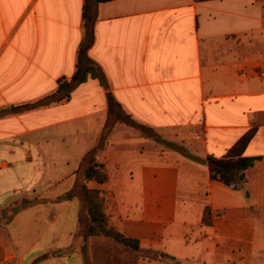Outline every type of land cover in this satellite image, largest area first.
Instances as JSON below:
<instances>
[{
  "label": "crops",
  "instance_id": "crops-1",
  "mask_svg": "<svg viewBox=\"0 0 264 264\" xmlns=\"http://www.w3.org/2000/svg\"><path fill=\"white\" fill-rule=\"evenodd\" d=\"M83 3L0 0V264H84L78 202L57 198L117 108L153 136L115 123L108 180L88 186L112 227L158 253L135 264H264V0L100 3L89 55L109 90L88 78L13 112L66 95ZM208 155L256 160L233 189L211 179ZM35 198L50 201L23 206Z\"/></svg>",
  "mask_w": 264,
  "mask_h": 264
},
{
  "label": "trees",
  "instance_id": "trees-1",
  "mask_svg": "<svg viewBox=\"0 0 264 264\" xmlns=\"http://www.w3.org/2000/svg\"><path fill=\"white\" fill-rule=\"evenodd\" d=\"M108 1L111 0H84L82 11L83 37L77 50L76 69L70 81H60L58 88V92L64 89L66 95L59 97L56 92L36 102L12 107L13 112L46 107L62 100L69 99L71 92L88 78L97 79L104 90H109V82L104 70L89 55V50L93 46L95 40L94 27L98 18V5ZM116 122L136 128L146 136H153L152 130L149 127L138 123L131 115L124 111L109 115L98 135L96 144L83 155L78 168L75 170L74 185L67 192L59 196L57 202L68 200H76L78 202L79 215L75 234L76 247L78 241L77 236L79 234L82 236L80 240L81 245L83 244L82 240H85L89 236L104 234L113 237L118 243L130 247L141 257L156 258L158 256L156 251L142 248L137 240L125 237L114 227L109 226L104 211L105 208L99 200V197L104 194V192L92 189L88 186L89 181H96L102 184L108 180V173L101 160V154L106 150L109 144V138ZM168 146L185 152L184 148L180 145L168 143ZM255 160L256 158L254 157L218 159L208 155L204 159V162L208 166L212 180L222 182L233 189H241L246 181L244 171L251 167ZM81 225L84 226L82 230L80 229ZM59 253L61 252L56 251L53 252V255ZM47 257L48 254H43L36 258L33 264Z\"/></svg>",
  "mask_w": 264,
  "mask_h": 264
},
{
  "label": "rangeland",
  "instance_id": "rangeland-1",
  "mask_svg": "<svg viewBox=\"0 0 264 264\" xmlns=\"http://www.w3.org/2000/svg\"><path fill=\"white\" fill-rule=\"evenodd\" d=\"M120 108L116 109V113L121 112ZM113 120V118H112ZM117 123V122H116ZM126 125V124H125ZM129 126V125H128ZM131 127V126H130ZM133 128V127H132ZM137 132L141 133L140 130L134 128ZM143 134V133H141ZM165 148H169L167 144L164 145ZM75 178V177H74ZM105 195L102 194L99 197L102 205L104 206V211L106 218L108 220L109 226H114L113 221L110 220V212L112 211L111 204L108 198H104ZM56 200V199H54ZM54 200H51L53 202ZM49 200L35 198L31 201L25 200L23 206L38 205L40 203L48 202ZM14 225H12L13 227ZM22 229L23 226L21 227ZM84 228L81 225L80 229ZM80 232V231H79ZM81 235L77 236V249L81 252L84 260V264H135L136 259L139 254L133 251L130 247L124 246L121 243H118L111 236H106L104 234H98L87 237L85 240H82V245L80 244Z\"/></svg>",
  "mask_w": 264,
  "mask_h": 264
},
{
  "label": "water",
  "instance_id": "water-1",
  "mask_svg": "<svg viewBox=\"0 0 264 264\" xmlns=\"http://www.w3.org/2000/svg\"><path fill=\"white\" fill-rule=\"evenodd\" d=\"M65 92V90H63ZM109 105H110V112L113 111V98L111 95H109Z\"/></svg>",
  "mask_w": 264,
  "mask_h": 264
},
{
  "label": "built area",
  "instance_id": "built-area-1",
  "mask_svg": "<svg viewBox=\"0 0 264 264\" xmlns=\"http://www.w3.org/2000/svg\"><path fill=\"white\" fill-rule=\"evenodd\" d=\"M264 73H260V75L262 76Z\"/></svg>",
  "mask_w": 264,
  "mask_h": 264
}]
</instances>
